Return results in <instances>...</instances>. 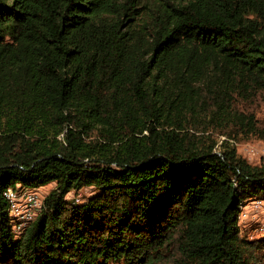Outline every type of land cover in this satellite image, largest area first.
Here are the masks:
<instances>
[{"label":"trees","instance_id":"1","mask_svg":"<svg viewBox=\"0 0 264 264\" xmlns=\"http://www.w3.org/2000/svg\"><path fill=\"white\" fill-rule=\"evenodd\" d=\"M257 101L264 0H0V264H264Z\"/></svg>","mask_w":264,"mask_h":264},{"label":"rangeland","instance_id":"2","mask_svg":"<svg viewBox=\"0 0 264 264\" xmlns=\"http://www.w3.org/2000/svg\"><path fill=\"white\" fill-rule=\"evenodd\" d=\"M255 110L260 118H264V105L257 101L254 103ZM237 152L245 157L252 164L264 165V139L250 137L236 142ZM55 186V182H50L38 188L45 196L50 189ZM93 193V188L87 187L77 193L70 192L68 199H78ZM240 209L239 227L250 238L258 239L264 236V198L258 200L256 197H245ZM258 200V202H256Z\"/></svg>","mask_w":264,"mask_h":264},{"label":"built area","instance_id":"3","mask_svg":"<svg viewBox=\"0 0 264 264\" xmlns=\"http://www.w3.org/2000/svg\"><path fill=\"white\" fill-rule=\"evenodd\" d=\"M4 196L9 202L8 213L11 216L14 230L22 229L31 221L41 209L44 200V195L38 188H23L19 190L9 187L4 191ZM257 199L261 200V198ZM76 200H78V198H76ZM245 200L247 199L241 201L240 209ZM258 200L256 202H258Z\"/></svg>","mask_w":264,"mask_h":264}]
</instances>
